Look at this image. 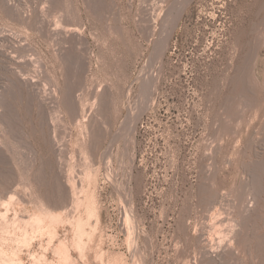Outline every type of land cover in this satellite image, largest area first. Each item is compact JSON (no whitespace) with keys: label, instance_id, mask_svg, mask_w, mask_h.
<instances>
[{"label":"rangeland","instance_id":"374dc122","mask_svg":"<svg viewBox=\"0 0 264 264\" xmlns=\"http://www.w3.org/2000/svg\"><path fill=\"white\" fill-rule=\"evenodd\" d=\"M0 217V264H264V0H0Z\"/></svg>","mask_w":264,"mask_h":264},{"label":"bare ground","instance_id":"6f19581e","mask_svg":"<svg viewBox=\"0 0 264 264\" xmlns=\"http://www.w3.org/2000/svg\"><path fill=\"white\" fill-rule=\"evenodd\" d=\"M101 97V96H100ZM103 101H104V98L102 99ZM102 101V102H103ZM106 101V100H105ZM101 102V101H100ZM101 102V103H102ZM103 105V104H102ZM5 114V113H4ZM10 114V113H9ZM105 114V113H104ZM101 115H102V113H101ZM107 117V116H106ZM9 123V122H8ZM99 124V123H98ZM97 125V124H96ZM98 126V125H97ZM91 127V126H90ZM89 127V128H90ZM92 129V128H91ZM53 133V132H52ZM101 134V133H100ZM54 135V134H53ZM52 138V137H51ZM95 138V137H94ZM53 139V138H52ZM99 139V138H98ZM102 140V139H101ZM92 142V141H91ZM90 142V143H91ZM93 146V145H92ZM96 147V146H95ZM107 152V151H106ZM92 158V157H91ZM94 158V157H93ZM86 161V160H85ZM89 163V162H88ZM70 173H71V171H70ZM84 175V174H83ZM72 176V175H71ZM70 177V176H69ZM77 178V177H76ZM71 179V178H70ZM68 181V180H67ZM62 184V183H61ZM76 189V188H75ZM58 190V189H57ZM61 190V189H60ZM58 192V191H57ZM77 192V191H76ZM74 193V192H73ZM73 195V194H72ZM75 196H76V194H74ZM71 196V195H70ZM75 196H73V204L72 205H74L75 206V208H76V205L78 204V199L76 198L75 199ZM72 197V196H71ZM9 203V202H8ZM2 204V203H1ZM7 204V203H6ZM44 205V204H43ZM49 205V204H48ZM88 205V204H87ZM89 205H90V203H89ZM3 206V205H2ZM5 206V205H4ZM91 206V205H90ZM44 207V206H43ZM73 207V206H72ZM88 208V207H87ZM39 209V208H38ZM91 209V208H90ZM44 210V209H43ZM42 211V210H41ZM64 211V210H63ZM66 211V210H65ZM64 211V212H65ZM90 213H91V211L90 210H88ZM9 212V211H8ZM51 212V211H50ZM63 212V213H64ZM92 212H93V210H92ZM89 213V214H90ZM35 214V213H34ZM41 214H42V212H41ZM44 214V215H43ZM43 216L44 217H48L49 215H50V213L47 211V208H46V210H44V212H43ZM88 214V213H87ZM4 215H2V217H3ZM33 217V216H32ZM31 217V218H32ZM51 217H53V218H57V216H51ZM1 218V217H0ZM34 218V220H36L37 222H38V224H39V220L40 219H38L37 217H33ZM7 219V218H6ZM11 219H13V218H11ZM23 218H21V220H22ZM29 219V218H28ZM60 219V218H59ZM5 220V219H4ZM9 220V219H8ZM24 220V219H23ZM22 220V221H23ZM12 221V220H11ZM17 221V220H16ZM26 221V220H25ZM28 221L29 220H27V223H28ZM0 222H2L1 220H0ZM15 221H13L12 222V225H13V223H14ZM30 222V221H29ZM5 223V222H4ZM7 223V222H6ZM5 223V224H6ZM19 224H20V222H18ZM18 223H17V225H18ZM26 223V222H25ZM24 222L22 223L23 225L25 224ZM27 223L25 224V226L27 225ZM32 223V222H31ZM31 223H30V228L33 230V227H31ZM36 223V222H35ZM34 223V224H35ZM41 223V222H40ZM8 224H10V223H8ZM21 224V225H22ZM29 224V223H28ZM79 224V227H82V222L81 221H79L78 223H77V225ZM2 225V224H1ZM14 225H16L15 223H14ZM3 226V225H2ZM6 226H7V224H6ZM28 227H29V225H27ZM35 226H37V225H35ZM5 227V226H4ZM14 227V226H13ZM17 227H19V226H17ZM17 227H15V228H17ZM213 227V226H212ZM7 228H8V226H7ZM210 228V227H209ZM18 229V228H17ZM26 229V228H25ZM30 229V230H31ZM2 230V229H1ZM9 230H10V228H9ZM20 230V229H19ZM24 230V229H23ZM23 230H21V231H23ZM80 230V229H79ZM7 231V230H6ZM15 231H13V233H14ZM24 232H25V230H24ZM42 232V231H41ZM80 232V231H79ZM6 233V232H5ZM16 233V232H15ZM26 233V232H25ZM4 234V233H3ZM22 234H23V232H22ZM81 234V233H80ZM50 235V234H49ZM4 236V235H3ZM53 236H55V235H53ZM19 239V238H18ZM17 240V239H16ZM25 240V239H24ZM18 241V240H17ZM5 242V241H4ZM16 243V242H15ZM59 245H58V248L56 247V253L58 254V255H60L64 260H66V261H68L69 260V258H70V253H69V249H68V247H67V245L64 243V242H60V243H58ZM21 245V244H20ZM1 251V250H0ZM82 252V251H81ZM55 253V252H54ZM2 256L4 255V253L1 251V253H0ZM7 254H5V256H6ZM57 256V255H56ZM80 256V255H79ZM4 257V256H3ZM60 257V258H61ZM1 259V258H0ZM6 260H7V258H5ZM4 259V260H5ZM11 259L9 258L7 261L8 262H6V263H9V264H12L13 263V261H12V263H10L9 261H10ZM63 260V261H64ZM1 261H3V260H1ZM5 262V261H4ZM6 263H4V264H6ZM14 263H16V262H14ZM13 263V264H14ZM66 263V262H65ZM71 263V262H70ZM19 264V263H18Z\"/></svg>","mask_w":264,"mask_h":264}]
</instances>
